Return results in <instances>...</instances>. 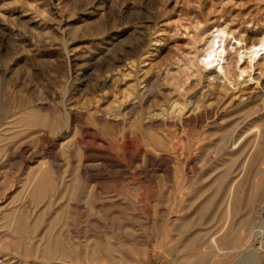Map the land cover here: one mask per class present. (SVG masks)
Wrapping results in <instances>:
<instances>
[{"label":"rangeland","instance_id":"rangeland-1","mask_svg":"<svg viewBox=\"0 0 264 264\" xmlns=\"http://www.w3.org/2000/svg\"><path fill=\"white\" fill-rule=\"evenodd\" d=\"M262 35L264 0H0V264L264 263Z\"/></svg>","mask_w":264,"mask_h":264},{"label":"bare ground","instance_id":"bare-ground-1","mask_svg":"<svg viewBox=\"0 0 264 264\" xmlns=\"http://www.w3.org/2000/svg\"><path fill=\"white\" fill-rule=\"evenodd\" d=\"M221 43H222V41L220 39H216L213 42L212 48L216 49V48L220 47ZM233 49L234 50L241 49V51L239 50V52L237 53L236 58H235V67L237 68V71H239V73L235 71V76L237 78H243V75H245V71H244L245 68L242 67L243 64L248 63V65H251L254 61H256L259 52L264 51V35H262V37L259 38L257 40V42L251 44L249 47H243V44L241 43V41H237L236 43H234L230 46V50H233ZM199 106L201 108V105H199ZM196 109H197V107H195V109H193V111H196ZM211 110H212V106L208 105L207 107L204 106L203 112L204 113H210ZM70 114H68V115L70 116ZM201 114H202V112L200 113V115ZM261 141H264V135L262 137L260 135L258 137L256 136L257 145L260 146ZM233 146L234 147L232 149H230L231 150L230 153L226 154L227 158H230L231 160L234 156L236 157L237 154L243 153V151L240 150V148L242 147V143L238 144V145L234 144ZM230 147L231 146H229V148ZM252 154H254V153H252ZM257 155H259V156L262 155V157H263V151L261 148H260L259 152L255 153V156H257ZM30 171L33 172V175L28 180L29 182L27 184L25 193L27 195H29V197L32 199H38L39 197L42 196V194L44 192L47 191V193H48L49 186L51 184L53 171H52V168L50 167V165L48 164V162L47 163L46 162H40L34 168H32ZM210 205H211V201H208L204 206L201 207L200 211L201 212L204 211ZM263 225H264V222H263ZM261 259H262V257L261 258L259 257V249H258L255 251H250L243 258L239 257V259H237L236 263L237 264H264V263H262L263 259H262V261H261Z\"/></svg>","mask_w":264,"mask_h":264}]
</instances>
